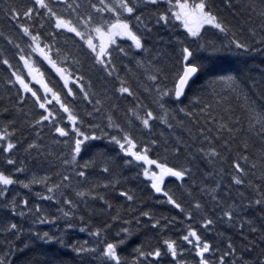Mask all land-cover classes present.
<instances>
[{"label": "snow or ice", "instance_id": "snow-or-ice-1", "mask_svg": "<svg viewBox=\"0 0 264 264\" xmlns=\"http://www.w3.org/2000/svg\"><path fill=\"white\" fill-rule=\"evenodd\" d=\"M60 4L63 7L57 6ZM225 5L227 8H234L231 0H225ZM5 15L15 22V26L21 34V40L27 38L23 47L21 43L14 41L11 37L7 38L8 43L14 45L16 50L14 55L18 57V62H22V66L13 65L7 56L0 61L9 69L17 68L11 73L14 79L10 78L7 82L14 87L18 85L17 103H31L32 110L36 113L26 124L29 136L34 132V138L27 143L24 151L29 155L35 152L36 157L41 159L51 155L46 154L43 150L45 146L38 142L43 137L45 129L49 134H55L54 143L62 149L55 157L62 169L61 172L55 174L59 177V181L52 183L51 186L46 184L47 194L42 197L45 200H55L60 205L57 209L59 216L53 215L50 220L56 222L64 219L65 230L75 226L76 214L80 211V205L77 200L65 195V192L73 187L74 178L78 182L75 186L76 197L91 195L95 199L103 201L107 209L113 208L105 195L97 191L98 184H91L85 190H78L81 187L79 182L87 180L88 170L97 162L103 165L102 173L109 176L117 168L124 166H135L141 169L138 174L146 178L150 183V189L155 193L162 194L166 198V203L173 206L174 209H178L187 220L193 219L194 210L203 213L204 205L199 200L194 205H186L183 200L178 199L164 186L166 177H174L183 183L186 177L192 175L191 166L185 167L183 164L170 166L166 160L161 162L158 159H153L150 153L155 147H160L161 141L138 136L136 127L139 126L141 131L147 130L151 134L153 123L156 121L166 124L171 129L173 124L169 120L176 118L173 113H183L186 118L195 119V110H189L191 104L183 107H179V105L184 104L187 91L196 83L197 77L215 71L210 64H206V61H211L212 57L199 55L201 49L210 50L213 53L220 49L211 44H199L193 48L187 37L199 40L201 29L205 25H210L224 34L229 50L264 53V10L259 13V41L255 40L258 34L255 27L248 29V32L251 33L250 37L245 38L239 35L231 22L222 14V10L214 6V0H98V2H89L86 6L80 3L71 4L68 3V0H56L55 4L53 0H30V3H25L22 6L9 4L5 9ZM45 18L47 24L52 28V31L47 34L43 32ZM37 21H41L38 26ZM158 27L173 29L182 27L186 30L184 39L177 38L179 53L173 62L174 71H170L168 62L164 60L160 52L153 56L152 50L146 47L145 36L151 34ZM61 33L71 34L73 39L82 42L93 66H98L106 77L111 78L115 74V78L119 81V87L115 91L122 96L126 94L133 97L136 96V93L131 85L126 86V82L116 72L113 47L115 46L118 53L124 57L130 55L133 47L151 57L150 59H140L137 63L145 68L149 74L147 79L155 85L154 88L147 91L153 96L152 102L156 105L158 112L141 103L138 97L135 107L126 110L123 120L117 115L120 109L116 103L107 100L108 107L105 108L106 94L102 97L100 93L92 92V81L85 82L84 75L79 74L80 69L73 71V68L67 66V57L62 54V50L58 47L54 49L56 37ZM121 37L131 41V46L127 51L117 44V40ZM255 43L260 44L259 49L254 47ZM223 47L222 44L221 48ZM133 55L135 54L133 53ZM41 62L46 63L58 77L59 87L46 78L45 73L38 66ZM76 63L79 61H74V64ZM240 83L238 78L233 75H211L206 82V87L212 88L215 92L217 85H226L232 91H237L240 90ZM78 98L79 103L90 105L91 111L78 107ZM192 99L197 101V106L203 105L200 108L201 113L205 109L211 110L212 105L205 101L203 90L201 94L193 96ZM222 100L223 97H221ZM168 105L176 107L170 108ZM3 111L7 113L8 108ZM177 123L183 124L184 121H177ZM195 123L198 125L200 121L195 120ZM229 124L232 126L229 127ZM239 124L240 120L237 118L234 122L230 120L227 123L219 124L215 130L198 128L196 137H202L201 144L206 147L200 146L196 151L207 157L208 162L212 165L217 162H226L232 152L235 138L242 131L237 127ZM257 127L259 128L257 135L264 143V108L260 112L253 109L252 115L249 117L248 131L251 132ZM17 131L14 120L5 121L3 127L0 128V155L5 157V164L14 170L12 173L0 170V186H2L0 187V198L5 202L3 209L20 217H24L25 210H27V214L33 218V223H43L46 217L38 215L42 211L40 204H35L34 208L29 207L30 202L27 196L19 200L16 196L9 199L10 185L21 184L24 188H28L30 184H40L48 180V177L33 178L25 183L15 178L14 174L25 171L24 162L20 161L21 167H16L17 160L13 158V154L25 139L23 134L18 138ZM101 139H107L117 146L119 153H123V156L117 153V156L113 158L100 152L96 153L92 159L81 163L78 157H82L83 152L89 150L90 142ZM180 144L181 141L177 138L176 146L172 148V152L177 156L181 152ZM249 148L248 141H242V146L230 165L234 170V174L230 175V180L237 187L247 185L253 189L259 198L249 199L248 206L259 207L262 216H264V183L253 185L252 179H249L253 173L246 171L249 161L253 159ZM165 151L168 149L165 148ZM241 161L244 162V166ZM259 161L261 167H264V150L260 152ZM250 167L255 169L257 164L251 163ZM223 171L221 168L220 172L223 173ZM207 175H212V173ZM261 178L264 181V174ZM119 183V180L115 181L116 185ZM111 186H113V182L109 180L103 187L107 189ZM231 186L229 185V188ZM219 187L220 184H217L216 188ZM203 190L213 193L212 200L214 202L222 203L218 200L215 189H208L205 186ZM58 194L59 199H57ZM36 195L40 196V193H36ZM119 195L126 198L127 201L134 202L137 199L127 190L121 191ZM240 195L243 199V193ZM243 209L242 203L225 204L221 216L217 218L226 220L233 227L238 224L237 231L241 237L239 256H237L238 247L231 238H228L226 250H224L214 246L212 241L202 236L196 227L189 224L183 229L186 234L177 239L171 237L161 239V236L157 235L155 244L141 243L134 249L135 255L129 262L121 256L120 246L125 244L127 238L133 234L131 227L133 221H124L129 226L122 227L115 237H112L110 236L113 228L112 222L121 219L117 213L108 215V218L100 225L93 224L91 218L85 222V216H79V221L83 224L80 230L92 229L89 234L94 238V243L90 245L87 241L84 243L69 242L65 239L63 230L59 234L31 232L30 229L25 232L21 225L10 223L2 230L12 235L14 239L6 241L8 248L7 251L0 254V264H161L165 258L169 257L170 264H264V224L259 228L252 227L254 221L242 216ZM141 217L148 218L151 222L150 228L153 231L159 230L161 234L176 222L175 217L169 219L148 210L140 212L139 217H134L137 225L141 224ZM215 223V219L205 215L201 216L203 229L210 230ZM143 226L149 227L147 224ZM246 226L249 234L260 233L259 243L256 240L248 239L245 234ZM121 234L124 235V239L119 238ZM40 242L59 244L64 248L71 249V252L76 255L64 254L56 249L49 252ZM185 255H192L193 258L191 260L183 259L182 257ZM245 255L250 258L245 259ZM77 257L80 258L79 261H77ZM89 257H95V260L91 261L88 259Z\"/></svg>", "mask_w": 264, "mask_h": 264}, {"label": "trees", "instance_id": "trees-1", "mask_svg": "<svg viewBox=\"0 0 264 264\" xmlns=\"http://www.w3.org/2000/svg\"><path fill=\"white\" fill-rule=\"evenodd\" d=\"M89 2H98V0H68V3H80L84 6ZM25 3H30V0H0V61L7 56L10 62L17 66H22V62H18V57L14 55L16 51L15 47L13 44L8 43L7 38L11 37L14 41L21 43L22 47L25 45L27 38L21 40V34L15 26V22L6 17L5 9L9 4L22 6ZM53 3L55 4L56 0H53ZM231 3L234 6L233 9L226 7L225 0H214V6L222 10V14L231 22L234 26V30L239 35L248 38L251 36L248 29L255 27L258 33L255 40L259 41V13L264 10V0H231ZM57 6L63 7L62 4ZM43 22L45 24L43 32L45 34L51 32L52 28L47 24L46 18ZM40 23L41 21H37V26ZM185 36L186 30L182 27L174 29L170 27H158L155 28L151 34L145 36L146 47L152 50L153 56L156 55L157 52H160L164 60L168 62L170 71H174L175 67L173 66V62L178 57L179 53L177 38L184 39ZM187 40L191 43L193 48H196L199 44H211L220 49L215 53L210 50L205 51L201 49L199 55L212 57L211 61H206V64H210L215 71L208 75L197 77L196 83L187 91L184 104L179 105V107H183L191 104L189 110H195V119L186 118L183 113H173L176 118L175 120H169V122L173 124L171 129H169L166 124L156 121L153 123V131L151 134H149L147 130L141 131L139 126L136 127V134L145 139L155 138L161 141L160 147H155L150 153L153 159H158L161 162L166 160L170 166H179L181 164L185 167L191 166L192 175L186 177L183 183L174 177H166L164 186L166 190L174 193L178 199L183 200L186 205H194L195 202L199 200L204 205L203 213L194 210L193 219L187 220L178 209H174L173 206L166 203V198L163 197L162 194L155 193L154 190L150 189V183L146 178L138 174L141 172V169L135 166H124L122 168H117L113 174L109 176L108 174L102 173L103 165L97 162L95 166L88 170L89 174L87 180H81L79 182L81 187L78 190H85L91 184H98L99 187L97 191L105 195V198L113 205V208L107 209L103 201H99L91 195L76 197L75 190L77 189L75 186L78 182L74 178L73 187L68 189L65 195L77 200L80 205V211L76 214L75 226L72 229L65 230L64 219L52 222L50 217L53 215L59 216L57 209L60 205H58L55 200H45L42 197L47 194L46 184L47 186H51L52 183L59 181V177L55 174L61 172L62 169L55 157L62 149L58 144L54 143L55 134H49L47 129H45L43 137L38 142L45 146L43 150L46 154L51 155H47V158L41 159L36 157L35 152L29 155L24 151L27 143L34 138V132L29 136V129L26 127V124L36 113L32 110L31 103H17L18 97L16 92L18 85L14 87L7 82L10 78L14 79L11 73L17 70V68L9 69L6 65L0 63V128L3 127L5 121L14 120L15 127L18 130L17 137L19 138L21 134L25 137L19 149L13 154V158L17 160L16 167H21L19 162L23 161L25 171L23 173L14 174L15 178L27 183L33 178L42 179L48 177V180L44 183L30 184L28 188H24L21 184L10 185L8 194L9 199L16 196L17 200L27 196L30 202L29 207L34 208L35 204H40L42 211L38 215L46 217L43 223H33V218L27 214V210H25L26 215L24 217L6 212L3 209V204L5 202L0 198V254L7 251L8 244L6 241L14 239L12 235L2 230L10 223L21 225L25 229V232H28L30 229L31 232L59 234L60 231L63 230L65 231V239L69 242L84 243L87 241L90 245L94 243V238L89 234L92 229L89 228L87 231H81L80 229L83 227V224L79 221V216L84 215L85 222L91 218L93 224L100 225L108 218V215H116L119 213L121 219L112 222L113 228L110 236L115 237L116 233L122 227L129 226L125 224L124 221H133L131 225L133 234L127 238L125 244L120 246L121 256L126 258L129 262L131 261V257L135 255L134 249L141 243L145 245L148 243L155 244L157 235H160L161 239L167 237L177 239L179 236L186 234L183 229L189 224L196 227L197 231L202 236L212 241L214 246H218L221 249L226 250L228 238H231L238 247L237 256L240 255L241 237L237 231L238 224L236 227H233L229 225L226 220L217 218L221 216L222 208L225 204L235 202L244 205L242 216L245 219L254 221L252 227L259 228L264 224V216H262L260 208L248 206L249 199L259 198L253 189L247 187V185L244 187H237L230 180V175L234 174V170L230 167L232 159L239 151L240 146H242V141L247 140L250 145V154L253 156V159L249 161L246 167V171L253 173V175L249 176V179H252L253 185L264 183L261 178L262 174H264V167H261L259 161L260 152L264 150V143H262L260 136L257 135L259 131L258 127L251 132L248 131L249 117L252 115V110L255 109L256 112H260L261 109L264 108V92H262V89H264V77H262V74H264V53H244L237 52L234 49L229 50L227 47V39L224 34L220 33L212 26H206L201 30L199 40L192 37H187ZM49 42L51 43V41ZM117 44L127 51L131 46V41L127 38H122L117 41ZM222 44L224 45L223 48H221ZM53 47L54 49L58 47L62 50V54L67 57L68 67L73 68V71L80 69L79 74L84 75L85 82L88 80L92 81V92L100 93L102 97L106 94L105 108L108 107L107 100H111V102L118 105L120 111L117 115L121 120L125 119L124 114L128 108L135 107L137 97L141 103L158 112L156 105L152 102L153 96L147 91L148 89L154 88L155 85L147 79L149 74L145 71V68L137 63L140 59L151 58L146 53L133 47L130 55L124 57L122 54L118 53L115 46L113 47L116 72L119 77L126 82V86L131 85L136 93V96L129 97L126 94L122 96L115 91V89L119 87V81L115 78V74L111 78L106 77L98 66H93V62L82 46V42H79L78 39H73L71 34L65 35L61 33L58 35ZM254 47L259 49L260 44L255 43ZM133 53L135 55H133ZM165 53L167 55H164ZM37 59L39 58L37 57ZM74 61H79V63L74 64ZM38 66L45 73L46 78L59 87L60 82H58V77L53 73L50 67L43 62ZM24 71L26 73L27 70L25 69ZM211 75L236 76L241 82L240 90L232 91L226 85H217L216 91L213 92L212 88L206 87V82ZM202 90L204 91L205 101L212 105L210 111L205 109L203 113L200 112V108L203 107V105L197 106V101L192 99L193 96L201 94ZM221 97H223L222 101ZM168 106L170 108L176 107L174 105ZM78 107L82 110L86 109L91 111V106L86 103H79V98ZM5 108H8L7 113L3 111ZM237 118L240 120V124L237 125V127L242 129V131L235 138L232 144V152L228 156L227 161L224 163L217 162L215 165L210 164L207 157L202 156L196 151L200 146L206 147V145L201 144L203 138L196 137L198 128L204 127L215 130L219 124L227 123L230 120L234 122ZM195 120H199L200 123L197 125ZM177 121H184V123L180 124L177 123ZM231 126L232 124H229V127ZM161 133L163 134L162 136ZM177 138L181 141V152L178 156L172 152V148L176 146ZM165 141L167 142L166 144L164 143ZM217 143H219V141H217ZM185 145H188V147H185ZM165 148H167L168 151H165ZM100 152H104L107 156L115 158L117 153H119V149L107 139L92 141L90 142L89 150L83 152L82 157H78V159L83 163L85 160L92 159L96 153ZM119 155L123 156V153H119ZM4 161L5 157L0 155V170L9 173L14 172L13 168L7 166ZM251 163H256L257 167L251 169ZM241 164L244 166L243 161H241ZM221 168L224 170L223 173L220 172ZM208 173H212V175H207ZM109 180H112L113 186L105 189L103 186ZM116 180L120 181L119 185L115 184ZM217 184H220L219 188H216ZM229 185H232L231 188H229ZM205 186H207L208 189H215L216 194H218L217 198L222 203L214 202L212 200L213 193L203 190ZM125 190L129 191L130 194H134L137 199L132 202L121 197L119 193ZM36 193H40V196H37ZM240 193H243V199ZM57 199H59V194L57 195ZM148 210L156 213L158 216L168 217L169 219L175 217L176 222L163 234L159 233V230L153 231L150 228L151 222L146 217H141V224L137 225L134 217H139L140 212ZM202 215L216 220V223L210 230L201 227ZM145 224L149 225V227L145 228L143 226ZM245 234L249 240H256L257 243H259L260 233L249 234L246 226ZM119 238L124 239V235L121 234ZM40 243L44 244L49 252H51L52 249H56L64 254L71 253L72 256L76 255L71 252V249L64 248L59 244L51 242ZM182 258L191 260L193 257L192 255H185ZM249 258L248 255H245V259ZM79 259L80 258L77 257V261H79ZM88 259L94 261L95 257H89ZM161 264H170V257L165 258Z\"/></svg>", "mask_w": 264, "mask_h": 264}, {"label": "rangeland", "instance_id": "rangeland-1", "mask_svg": "<svg viewBox=\"0 0 264 264\" xmlns=\"http://www.w3.org/2000/svg\"><path fill=\"white\" fill-rule=\"evenodd\" d=\"M206 26V25H205ZM122 38V37H121ZM33 83H34V81H33ZM38 87H39V85H37Z\"/></svg>", "mask_w": 264, "mask_h": 264}, {"label": "bare ground", "instance_id": "bare-ground-1", "mask_svg": "<svg viewBox=\"0 0 264 264\" xmlns=\"http://www.w3.org/2000/svg\"><path fill=\"white\" fill-rule=\"evenodd\" d=\"M7 25V24H6ZM220 231H222V230H220Z\"/></svg>", "mask_w": 264, "mask_h": 264}]
</instances>
